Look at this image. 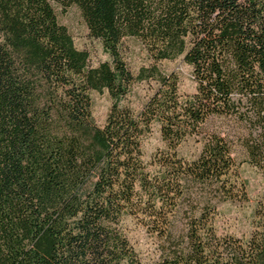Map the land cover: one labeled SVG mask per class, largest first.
Returning a JSON list of instances; mask_svg holds the SVG:
<instances>
[{
  "label": "trees",
  "instance_id": "1",
  "mask_svg": "<svg viewBox=\"0 0 264 264\" xmlns=\"http://www.w3.org/2000/svg\"><path fill=\"white\" fill-rule=\"evenodd\" d=\"M53 4L76 5L109 59L90 64ZM129 38L152 60L136 74ZM179 56L190 94L157 65ZM150 79L157 88L135 110L126 99ZM104 90L111 105L98 125L90 93ZM212 117L243 123L248 161L264 176V0H0V264H264V191L248 238L212 224L215 200L245 199L230 141L202 131ZM154 124L168 150L151 171L141 141ZM202 133L198 157H178ZM127 214L163 236L158 260H140Z\"/></svg>",
  "mask_w": 264,
  "mask_h": 264
},
{
  "label": "rangeland",
  "instance_id": "2",
  "mask_svg": "<svg viewBox=\"0 0 264 264\" xmlns=\"http://www.w3.org/2000/svg\"><path fill=\"white\" fill-rule=\"evenodd\" d=\"M58 21L65 25L72 36L74 45L78 49L87 50L90 64L96 65L101 61L108 60V54L101 44L88 35V29L76 5L71 4L62 7L53 4ZM125 57L131 71L136 74L140 66L149 65L152 60L144 47L135 39L125 40ZM160 70L178 75V87L181 94H190L195 90V84L191 76V68L179 56L173 60H161L157 63ZM155 80L137 82L133 85L127 102L139 110L145 100L156 90ZM92 106L91 113L98 125H103L111 105V99L106 90L90 93ZM202 131H217L225 136L231 143V155L234 166L230 178L245 192L243 200H215V215L212 224L218 235H232L234 237L248 238L254 230V210L264 191V176L260 170L249 161L242 140L248 135V130L242 122L233 118H210L202 127ZM204 135H188L175 148L178 157L186 161L194 160L201 152ZM142 159L149 170H154L151 161L156 154L168 150L166 142L162 139L159 126L154 124L151 132L141 141ZM180 207V213L171 217L172 230L180 232L184 228L185 214H188V205ZM183 212V213H182ZM122 227L129 242L133 246L140 260L151 263L159 259L163 236L150 229L141 217L125 215L122 219Z\"/></svg>",
  "mask_w": 264,
  "mask_h": 264
}]
</instances>
